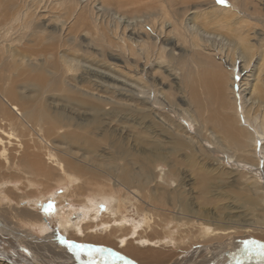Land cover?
<instances>
[{
    "label": "rangeland",
    "instance_id": "obj_1",
    "mask_svg": "<svg viewBox=\"0 0 264 264\" xmlns=\"http://www.w3.org/2000/svg\"><path fill=\"white\" fill-rule=\"evenodd\" d=\"M6 12L13 13L12 19L8 18L10 15L4 16ZM194 12H208L210 18H226L239 30L242 28L240 34L256 44L259 52L264 50V0H0V136L8 141L5 143L7 154L3 155L4 144L0 145V188L4 185L0 189V229L10 226L13 229L6 234L0 232V264H174L175 260L177 264H264V153L261 152L264 139L260 140L261 145L258 143L257 150L251 149L243 156L218 127V116L210 114V110L219 108L222 114L235 116L241 120L240 125L246 126L241 85L250 71L243 67L241 60L234 70L240 66L242 73L238 75L236 71L234 74L233 62L227 57L226 48L221 51L219 37L210 38L209 43L197 37L201 46L194 45L184 24ZM133 16L136 18L130 20ZM106 26L114 28L122 46L115 48L107 44L103 34ZM71 27L74 32L68 34ZM52 39H63L75 45L72 52L93 64L79 65L72 71L69 76H74L70 86L92 96L94 93L96 98L108 97L118 102L114 106L118 111L104 113L97 125L98 122L89 119L90 111L63 100L64 91L50 93L43 89L39 92L28 84L27 79L35 83L42 74L53 78L47 67L42 66L48 64L46 55L36 51L40 45H51ZM124 42L132 43L134 50L131 51ZM31 48L38 53L27 52ZM23 53L28 56L23 57ZM99 64L122 69L140 86L133 85L135 89L128 91L110 80L97 88L89 81L102 80L95 73L98 68L102 71L96 66ZM40 68L45 72L40 70L39 73ZM218 78L227 81L224 98L230 107H218L216 96L210 94V87ZM99 88L108 89L103 92ZM12 91H16L17 99L12 97ZM119 93H126L128 97ZM194 94L206 110L197 107ZM9 101L19 108L17 112ZM123 102H127L132 111H126L128 108L121 111ZM31 105L38 114L35 119L26 115V109ZM144 108L146 112L142 111ZM184 109H191L197 121L189 119L188 111ZM46 110L50 115L58 113L62 119L66 116L71 119V125L47 131L51 124L42 115L40 117ZM211 132H216V136ZM63 133L92 134L94 142L100 145L99 157L75 147L70 149L68 156L58 137ZM45 134H55L49 139L54 143L53 147L43 141V138L48 140ZM104 134H125L129 137L127 146L131 139L134 148L139 147L136 141L139 135L147 134L150 140L162 142L160 149L166 155L153 159L156 162L151 163L152 174L143 186L134 182V186L128 188L118 177L125 157L115 151ZM154 134H158L156 138L151 136ZM170 134H180L186 144L176 149L170 142ZM31 153L40 155L41 160L48 159L45 160L47 165L52 161L51 156L67 155L87 161L110 159L118 166L109 170L100 164L99 168L103 169L97 170L100 177L94 176L99 177V183L93 181L89 172L84 175L82 171L72 170L78 174H70H77L80 182L91 177V183L85 184L83 194L79 195L76 188L79 182L74 179L75 182L70 184L68 175V183L65 180L64 186L55 187L54 179L48 182L43 175L30 172L32 166L25 164L22 157L27 154L33 159ZM139 169L132 166L131 172L136 178L141 173ZM28 179L34 180V187L24 186ZM69 187L73 194L63 200V192ZM17 189H21V193ZM87 195L90 199H113L112 209L125 216L127 226H116L113 222L110 223L112 229L106 230L104 223L111 219L101 217L107 207L103 204L99 214L94 215L93 219L97 221L91 220V228L88 227L84 235L61 232L58 213L71 208L79 210ZM33 199L36 201L32 202ZM49 203L58 210L46 212L45 206ZM24 209L41 213L39 222L45 224L47 231L40 224L33 225L22 217ZM132 223H142L139 233L129 232ZM209 226L215 232L207 233ZM170 238H173L172 243L166 244L165 240ZM123 239L137 247V250L133 248L137 253L125 252ZM143 239L146 243L139 242ZM47 242L55 247L45 250L41 244ZM144 250L146 253L140 256L138 251ZM160 250L165 254L162 255Z\"/></svg>",
    "mask_w": 264,
    "mask_h": 264
},
{
    "label": "bare ground",
    "instance_id": "obj_2",
    "mask_svg": "<svg viewBox=\"0 0 264 264\" xmlns=\"http://www.w3.org/2000/svg\"><path fill=\"white\" fill-rule=\"evenodd\" d=\"M131 1H133V0H131ZM126 4H128L127 1H126ZM153 5H155V3ZM161 8H163V7H161ZM17 13H15V14H17ZM203 13H200V12L192 13V15H190V17L188 19V22L186 21L184 23L185 24V28L189 31L188 33H190V35L192 37V41H193L194 45H196L197 47L201 46V44L196 40L197 37L200 38V39H204L207 42L210 40V38L219 37V40L222 43L221 51H223L224 48H226L225 52L227 54V57L229 59H231L232 62H233L232 70H233L234 74H235L236 71H237L238 75H240L242 73V69H240V66L237 67L236 71L234 70L236 68L235 66L238 63V61H241V60L244 63L243 67L245 69L247 68L246 70L250 71V74L248 75L247 79L245 81H243V83L241 85V87H243L242 92L244 93V96H245L244 97V104H245L246 116H245L244 119L246 120V122H245L246 126L245 125H240L239 122L241 120L238 121V119L235 116H232L230 114H228V115L227 114H222L221 113L222 110L219 109V108L217 110H210V114L213 115V117H214V115L218 116V118H217L218 127L223 131V134H225L227 140H229L230 143L233 142V144H236V146L238 147V150L241 151L243 156H245V155L248 154L247 152L251 151V149L252 150L253 149L257 150L258 143H259V145H261L260 144V140L264 139V50L259 52L258 51L259 47L256 44L250 43L249 40H247L246 38H244L240 34V30L242 28L239 30V27L235 26L236 24L232 25L231 24L232 22L231 23L227 22L226 18H217L216 16H214V17H216V19L218 21L217 22V21H215L216 19L214 17H212V18H214V19H212V18H210V16L207 15V14H210V13H208V12H207V14L206 13L203 14ZM114 14H116V13H114ZM152 14H153V11H152ZM8 15H10L8 18L12 19L13 13L6 12L4 16L7 17ZM119 15H120L119 18H121L122 15L121 14H119ZM157 15H159V14H157ZM165 15L166 16L168 15L167 12L165 13ZM134 18H136V17L133 16V17H130L129 19L131 20V19H134ZM234 23H235V21H234ZM214 26L216 28H213ZM75 27L78 28L79 25L75 24ZM212 29H214V30H212ZM73 32H74V27H71L68 30V34H71ZM68 34L66 36H68ZM103 34L106 35L107 44L110 47H115L116 48L118 46H122V43L120 41H118V39H116L117 36L115 35L114 28L106 26V29H103ZM51 37H52V35H51ZM98 39H100V38H98ZM124 43H125L126 46L128 45L131 48V51L134 50V48H133L134 46H133L132 43H130V42H127V43L124 42ZM103 45H104V43H103ZM73 46H75V45L66 43V41H63V39H61L60 41L53 40L51 45H49V46L40 45L39 47H37L36 51L42 52V53H44L46 55L45 56V60H46V62L48 64H46V65L44 64L42 66L44 67V69H45V66L47 67L46 68L47 72L50 73L53 78L51 79L50 77H47V75L42 74L38 80L36 79L37 81H35V83H32L29 79H27V82H28V84H30L33 87H35L34 89H36L39 92H42L41 90H43V89H45V91H49L50 93H54V92L60 91V90L64 91V93L66 95H64L62 97L63 100H66L68 103H71L72 105H75V106H77V107H79L81 109H86V110L90 111L92 116L89 117V119H92L93 122H98L97 123V125H98L100 123V118L99 117L101 115L103 116L104 113L113 114L114 111L115 112L118 111L114 107L115 104H117L118 102L113 101V100L109 99L108 97H104L103 98L102 96H97V98H96L94 93H93V96H92V95H89L88 93H86V91L85 92L84 91H80L77 87L70 86L71 84H69V83H71V79H73L72 77L74 76L73 74H72L73 75L72 77L69 76V74L72 71H75V69L77 67H79V65H80V67H86V65H84L86 63L88 65H93V64L88 63V61L86 59L80 58L79 56L74 54L72 52ZM204 48H207V47H204ZM25 51H26V49H25ZM27 52H31V53H35V54L38 53V52H35V50L32 49V48H31V50L27 49ZM47 55H52V56H50L51 57L50 58V57H47ZM22 56L26 58V56H28V55L24 54ZM96 66H100L102 68V69L100 68V70H102V71H98L99 68L96 70L97 72H95V73H96L97 77H99L102 80L105 79L103 82H102V80L101 81H98V80H90L89 81V82H92V83L94 82L95 83L94 85L97 88L98 87H102L100 85H106V83H108V81H110V80L113 81L115 84H118L121 89L128 90V91H132V90L135 89L133 85L140 86L138 81L136 82L135 80H133V77L129 76L128 73H125V71H123L122 69L118 70L115 67H112V66H109V65H108L109 67L107 68L106 66H102V64L101 65L99 64V65H96ZM40 70H42V69L40 68L38 70L39 73H40ZM42 71H44V70H42ZM35 72H37V71H35ZM32 73H33V71H32ZM39 73H37V75ZM33 76H34V73H33ZM58 78L61 81H63V83L61 81H59ZM64 84H66V85H64ZM226 85H227V81L223 80L222 78H218V80L216 81V84L213 87H210V94H212V96H216L217 99L216 98H214V99L219 104V106L217 105L218 107L221 106L223 108H226L227 105H229V103L226 102V100L224 98L225 91H226ZM111 87H112V85H111ZM142 87H143V85H142ZM99 89L102 90L101 88H99ZM107 89L108 88H106V89H104L102 91L103 92H107ZM142 90H144V88ZM116 91H114V92H116ZM11 93H12V97L14 99L18 98V95L16 94V91H12ZM161 93L167 97V94L164 91H161ZM119 94H122V95H125L126 97H128V95L126 93H119ZM162 97L163 96H161V98ZM107 98L109 100H107ZM194 99H195V102H196L195 104L197 105V107L199 109L206 110L205 106H202V105L199 104V102L197 100V97H196V94H194ZM113 102H116V103L113 104ZM124 102H123L122 106L120 107V110L123 111L125 108H128L126 111H130V110L132 111V108L129 107V104H126L127 102L126 103H124ZM9 103L11 104L12 109L17 112V110L19 108L15 104L11 103L10 101H9ZM37 104H38V102H37ZM107 105H110V106H107ZM230 106L231 105H229V107ZM33 107H34V105H33ZM106 109H109V111L107 112ZM21 110H22V108H21ZM142 111L146 112L147 110L144 108V109H142ZM184 111H188L186 113H187V117L189 119L197 121V119L195 118V115H194V113L192 112L191 109H184ZM213 113H215V114H213ZM26 115L28 117H30L31 119H35L38 114H37V111L34 108H32V105H31V107L26 109ZM41 115L43 116L42 118L47 123H49V125L51 124L50 127L47 126V128H48L47 131H49V132H53L56 129L61 128L63 126L71 125V122H72L71 119H69V118L66 119V116H65V119L63 118L64 119L63 120L62 117L60 115H58V113H57L56 116H55V114L54 115H50L47 110H46V112L44 111L43 114L41 113L40 117H41ZM146 132H147V130H146ZM211 133L214 136H216L215 135L216 132H211ZM39 135H41V134H39ZM45 135L47 136L46 138L48 140H45V138H43V135H42L43 141L46 144L48 142V144L53 147L54 143H52V140L49 141V139H51V135H55V134H45ZM140 135H139V137L137 139L135 138L139 147L138 148H134V146H132V144L130 143L131 139L129 140V144L130 145L127 146L128 145L127 144V138H129V137L125 136V134H104L105 140H107L108 143L113 145V147L115 148V151L120 156H124L125 157L124 160H123L122 170L119 169L120 172H121V175L119 174L118 177H119V180L121 182H123L125 184V186L128 187V188L131 185L134 186V184H135L134 182L138 183L137 186H139V187L143 186L147 182V180L149 178V175L152 174L151 173L152 172L151 163L152 162H156V160L153 161V159L156 158V157L157 158H163L164 155H166V153L162 149H160L161 143H162L160 140H150L149 138H147V137H149L147 134L143 135V136H140ZM157 135L158 134H154V135H151V136H153V138H156ZM159 135L161 136L162 134H159ZM170 136L171 137H169V138H172L170 142L174 145V147H176V149H181L183 147V145L186 144V142H184V140L182 139L180 134H170ZM222 136H224V135H222ZM58 137H59V141H61V143H63V145H64L63 147L66 150L65 152H67L68 156L70 154L69 153L70 149L71 148L73 149V147H75V148L81 150L83 153L89 154L90 156L95 155L94 156L95 158L99 157L98 156L99 155L98 154V149H99L100 145L96 144L94 142L92 134H68V133H63V134H60ZM146 141H148L146 143L147 145L144 146V143ZM6 142H8V141H6L3 137L0 136V145L4 144V149H3L4 154L3 155L7 154L6 152L8 150L6 148V145H5ZM188 145L191 146V143L188 144ZM1 150H2V148H1ZM261 152L264 153V141H263V143L261 145ZM74 153H75V151H74ZM31 155H32V153H31ZM50 155H48V156H50ZM59 155H61V153ZM32 156L34 157L33 159H30L27 154H25L22 157V161H25L24 162L25 164L28 163V164H30V166H32V169L30 170V172L39 173V174L43 175V177L48 182L51 181L52 179H54L55 181L54 180H52V181L55 182L54 183L55 187L64 186L65 182L68 180V178H67V175H68L70 182L67 181V183L69 182L70 184H72L73 182H75L74 179L79 182V183L76 184V188L79 189L78 190V194L79 195H81V193L83 194L82 191H84L83 187H85V184L87 185V184L91 183V181H89L91 177L88 178L89 176L88 177L86 176L88 179H85L83 177L84 180H82V178H81V180L83 182L82 181L80 182L79 181L80 177L77 176L78 173L75 172V171H82V173H84V175H86L87 172H89L92 175V177H93V181L96 182V183H99V182H101L98 179L100 177L99 176V174H100L99 171L103 170V169L99 168L100 164H101L102 168L109 169V170H113L112 168H115V166L117 165L115 163V161H110V159H109V161L98 162L97 159L94 160L93 157H92L93 158L92 161H87V160H83L84 158L81 159V160L80 159L78 160V159H75L72 156L66 157L67 156L66 155L65 157L62 156L63 158L62 157L60 158L58 155H57V157H55L53 155V156H51V160L53 162L50 161L53 164V166H52V165H50L51 163L49 165H47L48 162H46V161L48 159L44 158L46 161L45 160H41L42 158H40V155L38 156L37 154L32 155ZM79 156L83 157V155H79ZM75 157H76V153H75ZM142 158H144L145 160H143ZM7 159H8V157H7ZM131 165L140 168L139 170H140L141 173H140L139 176H137V178L131 172L132 171V166ZM136 169L138 170V168H136ZM72 170H75V171H72ZM97 170H99V171H97ZM114 171H116V170H114ZM70 173H77V174H70ZM138 173H139V171H138ZM96 175H98L99 177H97V178L94 177ZM171 177H173V176H171ZM38 178H40V177H38ZM165 179H166V177H165ZM27 182L28 183L26 185H24V186H26V188H29V187L32 188V187L35 186V184L33 183L34 180L32 182L30 179H28ZM102 182H104V181H102ZM104 183H102V184H104ZM106 183H108V182H106ZM123 183H121V184H123ZM7 185H8V183H7ZM108 185H109V183H108ZM166 185H168V184H166ZM2 186L4 187V185H1V188H2ZM5 186H6V184H5ZM106 186H107V184H106ZM16 187H18V186H16ZM6 188L7 187H5V189ZM89 188L91 190V187H89ZM17 192L21 193V189H17ZM72 194H73V189H72V187H69L68 189H66L65 192H63V195H62L63 198L62 199L63 200H68V198H70L72 196ZM3 196H5V195H3ZM99 196H100V194H99ZM43 198H46V197L44 196ZM85 199H86L85 204L79 210L71 208L69 211H66V212H63V213H58L57 221H58L59 230L61 232L65 233V235L66 234H70V233H79V235L80 234L84 235L86 233V231L88 230L89 225H92L90 223H91V220L93 218H95L94 215L99 214V207L103 206V204L104 205L106 204L107 207H106L105 213L101 217L103 218L105 216H108L111 219V220H109L107 218L109 220L108 223H104V225L106 224V228L104 227L106 230L112 229V224H110V223H113V222H114V224H116V226H120V227H122L124 225L127 226L128 222H127L125 216H123L121 214H117L116 213L117 211L114 209L116 211L115 212L112 209V207L114 208V205L112 206V204H113L112 200L113 199H111L109 197L108 198H106V197L102 198L101 200L90 199V197H88V195L85 197ZM35 201L36 200L33 199L32 202H35ZM10 202H12V201H10ZM42 207H44V205ZM55 207L53 206L51 211H57L58 209H56ZM31 209L32 208H30L29 210H31ZM29 210L28 209H24L21 212L22 213L21 214L22 217H25L26 219L30 220L33 225H37L38 226V224H40L42 226V228L47 231V228L45 227V224L39 222L40 218H41V215H40L41 213L39 214V212H37L35 210H32V211H29ZM40 210H42V209L40 208ZM66 210H68V209H66ZM74 216H77V217L74 218ZM150 217H152V216H150ZM93 220H94V222L97 221L96 219H93ZM102 224H103V222H102ZM100 225H101V223H100ZM104 225H102V226H104ZM132 225H133V227H128L130 229L129 232L133 231V234H136V231H137V233H139L138 232V228L142 226V223H141V225L140 224L136 225L135 223H132ZM116 226L113 225V227H116ZM89 228H91V227H89ZM101 228L102 227H99V229H101ZM117 228H119V227H117ZM0 230H1L0 232L4 231L3 233H5V234L8 233V232H12L13 231L12 226H10L7 229L2 228ZM121 230H122V228H121ZM211 231L215 232V229L213 227H211V226L206 228V232L207 233H210ZM110 232H112V231L110 230ZM113 232H115V231H113ZM96 235H98V234L96 233ZM127 236H128V234H127ZM172 240H173V238H170V239L165 240V242H166V244L167 243L169 244V243H172ZM108 241H110V240H108ZM146 241H147L146 239L145 240L143 239V240H140L139 242L140 243H146ZM122 242L124 244L125 243V239H123ZM160 242H162V241H160ZM157 243L159 244L158 241H157ZM125 244H126L125 249L127 250L125 252H128V254H132V255H133V253H137L134 250V249L137 250V247L132 246L133 244H130V243L128 244V242L125 243ZM53 246L55 247V245H52V244H50L48 242L45 243V245L41 244V247L45 248V250L49 249V247H53ZM217 247H219V245ZM163 248H164V246H163ZM57 249H58V247H57ZM218 249H220V248H218ZM140 251H138V253H141V254H139L140 256H142V253H146L145 250H144V252H140ZM155 251H156V249H155ZM157 252H158V248H157ZM154 253H156V252H154ZM161 253H162V251H161ZM163 254H165V253H162V255ZM128 256H130V255H128ZM144 256L146 257V255H144ZM136 257H138V256H136ZM145 257H143V258H145ZM152 257H154V256H152ZM138 258H140V257H138ZM148 259H151V258H148ZM155 260H158V259H155ZM176 262H178V261L175 260V263Z\"/></svg>",
    "mask_w": 264,
    "mask_h": 264
},
{
    "label": "snow or ice",
    "instance_id": "obj_3",
    "mask_svg": "<svg viewBox=\"0 0 264 264\" xmlns=\"http://www.w3.org/2000/svg\"><path fill=\"white\" fill-rule=\"evenodd\" d=\"M221 2H223V0H221ZM53 208V205L51 203H49L46 207H45V211H50Z\"/></svg>",
    "mask_w": 264,
    "mask_h": 264
},
{
    "label": "water",
    "instance_id": "obj_4",
    "mask_svg": "<svg viewBox=\"0 0 264 264\" xmlns=\"http://www.w3.org/2000/svg\"><path fill=\"white\" fill-rule=\"evenodd\" d=\"M77 216H74V218H76Z\"/></svg>",
    "mask_w": 264,
    "mask_h": 264
}]
</instances>
